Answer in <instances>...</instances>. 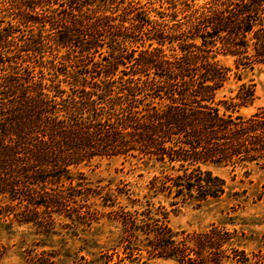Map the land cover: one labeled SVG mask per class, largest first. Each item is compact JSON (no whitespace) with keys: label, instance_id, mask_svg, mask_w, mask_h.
I'll return each mask as SVG.
<instances>
[{"label":"trees","instance_id":"obj_1","mask_svg":"<svg viewBox=\"0 0 264 264\" xmlns=\"http://www.w3.org/2000/svg\"><path fill=\"white\" fill-rule=\"evenodd\" d=\"M119 2L0 0V215L41 227L51 212L86 218L77 207L101 196L100 189L72 167L96 156H131L148 171L158 167L144 197L196 206L227 191L209 164L257 160L264 167V108L238 112L253 102L254 84L217 98L231 71L219 54L234 57L236 68L264 63V0H211L172 24L144 17V7L131 2L120 10L108 5ZM165 26L174 38L168 48ZM145 28L151 42L136 53L127 45ZM118 192L130 196L128 188ZM144 205L110 211L121 224L115 246L124 255L264 264V252L249 255L237 229L175 230L163 206L149 199Z\"/></svg>","mask_w":264,"mask_h":264},{"label":"rangeland","instance_id":"obj_2","mask_svg":"<svg viewBox=\"0 0 264 264\" xmlns=\"http://www.w3.org/2000/svg\"><path fill=\"white\" fill-rule=\"evenodd\" d=\"M119 1L124 2L108 5L112 10L117 7L120 10L131 2L135 6L144 7V17L157 20L158 23L164 22L161 24H172L184 15L201 9L211 0ZM108 5L101 3V8ZM146 28L144 33H140L138 41L127 45L129 49H136L137 53L148 47L151 34ZM165 30L164 47L168 48L174 38L169 28ZM152 41L153 45H158L156 40ZM173 45H176L175 41ZM109 48L110 43L107 42L101 49L106 51ZM96 58L100 59L101 55L97 54ZM218 58L231 67V71L228 82L218 91L217 98L233 97L242 83L254 84L253 102L242 106L238 112L249 116L264 108V63H256L253 68L242 65L236 68L234 57L219 54ZM124 68L125 65L120 64L118 72L122 74L121 69ZM63 85L68 87L66 83ZM220 108L225 110L224 105H220ZM261 165L257 160L248 166L209 164L207 167L225 179L227 191L218 200L196 206L192 202L171 204L172 198L163 195L144 197L148 180L154 172L160 170L158 167L148 171L139 159L131 156H96L72 167L74 176L82 172L89 185L100 189L101 196L91 195L77 207V212L88 216L81 219L77 214L71 215L65 211L51 212L49 224L41 227L35 222H20L12 213L0 215V264H178L171 258L148 255L147 252L124 255L121 246H115L121 224L109 218L110 211L120 206L130 211L141 210L145 207L146 199L155 208L164 207L169 224L175 230L203 231L212 224H220L229 230L237 229L242 237L241 244L249 255L259 250L264 252V167ZM122 187L129 189L130 196L119 194ZM129 197L139 201L134 203ZM93 201L96 204H92ZM93 210L95 214L91 216Z\"/></svg>","mask_w":264,"mask_h":264}]
</instances>
